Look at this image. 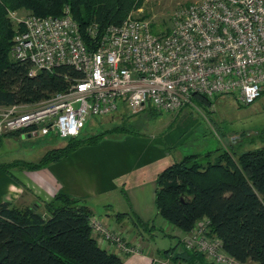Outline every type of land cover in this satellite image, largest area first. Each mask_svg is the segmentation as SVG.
Masks as SVG:
<instances>
[{"label":"built area","instance_id":"1","mask_svg":"<svg viewBox=\"0 0 264 264\" xmlns=\"http://www.w3.org/2000/svg\"><path fill=\"white\" fill-rule=\"evenodd\" d=\"M15 21L11 55L30 62L29 74L69 64L65 90L35 104L0 106V136L15 130L30 134L77 135L87 116L106 115L120 103L134 113L152 105L176 110L193 93L211 100L236 93L241 104L264 91V0H194L173 9L169 31L155 33L146 17L128 13L119 23L87 27V43L67 5L60 15L11 12ZM89 226L97 241L130 253L138 245L120 228L96 214ZM201 217L186 232L183 244L200 250L214 264L240 261L222 249L221 239L205 234Z\"/></svg>","mask_w":264,"mask_h":264},{"label":"trees","instance_id":"2","mask_svg":"<svg viewBox=\"0 0 264 264\" xmlns=\"http://www.w3.org/2000/svg\"><path fill=\"white\" fill-rule=\"evenodd\" d=\"M144 1L0 0V106L35 104L65 90L68 77L78 74L69 64H59L50 70L40 68L29 74L30 62L11 55L16 28L11 12L60 15L67 5L83 39L90 43L87 33L90 23L96 22L99 28L119 23ZM192 97L212 103L203 94L193 93ZM109 130L122 129L114 125L85 136H68L64 144L48 148L37 161L15 160L8 165L40 168L81 145L97 143ZM154 202L157 213L183 232H188L199 218L207 217L209 231L221 239L226 253L240 261L264 264L263 142L241 151L217 147L204 153L184 154L157 173ZM92 213L84 198L63 192L22 206L7 199L0 201V264H122V258L99 245L92 234L88 222ZM139 225L149 229L153 222H139ZM176 247L161 248L158 253L172 252L173 261L179 259L186 264H213L197 250L183 247L175 252Z\"/></svg>","mask_w":264,"mask_h":264},{"label":"crops","instance_id":"3","mask_svg":"<svg viewBox=\"0 0 264 264\" xmlns=\"http://www.w3.org/2000/svg\"><path fill=\"white\" fill-rule=\"evenodd\" d=\"M114 133L113 138L81 145L40 168H21L17 176L0 172V201L15 202L23 191L34 196L28 203L36 198L50 199L56 192L84 198L93 214L120 228L128 241L137 244L139 249L123 253L97 241L99 245L116 252L122 264H159L169 255L159 254L161 248L153 245L152 239L163 233L177 236L180 241L186 232L157 213L154 202L156 175L186 153L175 146L167 149L156 136L141 138ZM7 134L11 133L3 135ZM117 212L127 214L119 217L115 215ZM150 220L153 225L149 229L139 225V222Z\"/></svg>","mask_w":264,"mask_h":264},{"label":"rangeland","instance_id":"4","mask_svg":"<svg viewBox=\"0 0 264 264\" xmlns=\"http://www.w3.org/2000/svg\"><path fill=\"white\" fill-rule=\"evenodd\" d=\"M190 1L194 0H145L143 5L133 13L147 14L146 18L150 20L153 31L164 33L171 28L173 9ZM24 13V10L17 12L19 15ZM114 125L120 126L123 131L109 130L101 136L100 140L113 138L115 131L120 132L119 135L141 138L156 136L167 149L175 146L186 154L204 153L217 147H231L241 151L264 143V92L252 103L246 105L238 102L236 93L218 94L210 105L198 97H192L190 102L176 110H157L152 105H146L145 108L132 113L125 104L120 103L117 110L109 114L88 115L80 135H89ZM65 140L66 138L50 133L30 136L24 133L3 135L0 137V164L3 163L6 166L0 165V172L12 177L17 176L21 167L11 166L8 163L15 160L37 161L48 148L62 145ZM28 192L23 191V194L13 203L18 206L28 203L30 198H34ZM38 199L41 198L34 200ZM206 233L205 235L209 238L214 236L209 229ZM183 238L184 236L179 241L177 236L160 233L152 239L151 243L160 248L177 245L174 250L176 252L183 247L187 249L183 244ZM199 252L204 255L205 260L213 263L204 252L200 250ZM168 255L162 259L163 261L160 260L159 264H186L179 259L173 261L170 254Z\"/></svg>","mask_w":264,"mask_h":264}]
</instances>
